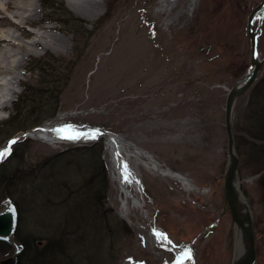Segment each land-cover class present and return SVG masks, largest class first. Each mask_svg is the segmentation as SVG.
<instances>
[{
    "label": "rangeland",
    "instance_id": "rangeland-1",
    "mask_svg": "<svg viewBox=\"0 0 264 264\" xmlns=\"http://www.w3.org/2000/svg\"><path fill=\"white\" fill-rule=\"evenodd\" d=\"M261 1L197 0L196 8L191 10L190 0H102L98 10L81 13L73 9L70 0H34L32 6L38 8L34 24L23 23L21 30L6 26L22 45L29 47V52L21 67L18 64L25 52L18 45L11 48L13 55L3 59L13 70L0 74V91L5 94L0 104L11 99L0 109V145L65 113L69 124L124 135L150 152L164 168L189 177L200 189L194 190L139 163L143 209L149 215L139 208L137 214L129 213V220L121 208L120 189L112 177L104 147L105 168L99 171L107 181L104 207L121 230L115 235L114 257L89 264H178L173 251L154 242L152 226L167 233L177 245H185L199 235L193 245L195 264L234 262L238 226L230 209L218 225L207 232L200 231L214 222L224 208V177L230 164L226 99L228 89L250 69L247 19ZM23 31L42 33L47 47L31 45L32 35ZM258 51L262 58L264 22ZM263 75L264 65L259 77ZM7 79L14 83V96L12 85H4ZM260 81L235 102L234 139L244 135L240 129L249 128L246 106ZM93 143L53 146L21 135L12 144L2 163L7 161L21 173L38 170L42 164L54 167L46 173L49 182L44 190L50 195L39 193L32 208L22 203V219L18 217L17 225L22 232L44 231L46 236L50 230L37 219L41 214H51L53 202L58 203L54 208L55 225L57 219L68 221L69 205H78L81 200H76L80 196L74 197L69 203L64 185L68 180L74 193L91 176L93 166L76 161L70 156L74 153L61 152ZM13 148L15 157L9 158ZM235 151L240 158L238 187L253 214L255 264H264V191L260 184L264 167L249 157L247 146L237 147L235 143ZM52 175L57 178H50ZM58 182L63 184L62 190ZM54 188L58 195L51 194ZM14 192L17 194V190ZM60 227L53 232L57 234ZM84 246L77 248L71 243L68 252L88 264L95 248ZM10 254H14V248L0 256V264ZM191 258L181 264H191Z\"/></svg>",
    "mask_w": 264,
    "mask_h": 264
},
{
    "label": "trees",
    "instance_id": "trees-1",
    "mask_svg": "<svg viewBox=\"0 0 264 264\" xmlns=\"http://www.w3.org/2000/svg\"><path fill=\"white\" fill-rule=\"evenodd\" d=\"M263 76H261V78L259 77L258 81L261 79V83L254 86L246 106L249 128L240 129L244 130V132L241 133L244 135L239 134L235 136L236 146L238 147L239 144L247 146L249 157L256 160L258 163L260 162L258 165L260 168L264 167ZM93 144L94 145L91 146L85 145L80 148L78 147L61 152L63 154L65 153V155L74 153L75 155L70 156L76 161L85 163L86 166H93L94 172L92 171L91 176L88 177L85 183L82 184L77 191H74V193L71 192L74 188L67 183L68 180L66 181L64 185L66 189H63V191L64 193L68 192V194H66L67 197L65 198L69 200V203L75 200L73 199L74 197L78 198L80 196V198L76 200H81V203L78 205L74 202H71L72 205H69L71 207V212H69L70 216L66 218L68 221L57 219L59 222L58 225H55L53 216L56 215V212L54 208H58V203L56 204L53 202V205L50 204L53 207L51 214L48 213L43 216L41 214L37 219L38 222L43 221L42 224L44 226L46 225L45 228L50 230L46 236L44 231H40L38 234L36 230L30 234H28L29 232L24 233L21 231L20 226H17L16 239L21 244V250L17 254L18 264H82L79 258L77 260V258L74 257L75 255H71V252L69 254V245L71 243H74V246L77 248H80L82 245L88 248L91 247V249L95 248V254L87 261L88 264L94 261L101 262L105 259L107 260L114 257V239L116 237L115 235L120 233L121 228L115 227L111 216L104 207V203L106 204L107 181L104 174L101 177L99 173L100 170L101 173L104 172L105 168L103 157L104 144L103 141ZM13 149L10 158L15 157V148ZM6 162L0 164V205L5 201H12L17 208L18 217L22 219V203L32 208L36 197L40 195L39 193H43L45 196L50 195L47 189L44 190L46 181L49 182L46 173L48 169H54V167L42 164L39 166L40 169L38 170H32L29 173H21L19 169L7 165ZM50 178L57 177L56 175H52ZM260 184L264 191V173L261 175ZM59 186L62 190L63 184L59 183ZM14 190H17V194L19 195H17ZM55 191L56 189L54 188L51 194ZM55 194L57 193L55 192ZM63 203L64 201H62V204ZM34 216H37V213H35ZM57 218H59V215H57ZM97 219L100 220V227ZM102 220L104 223L101 222ZM58 227H60V229L57 231V234H55L53 230L56 231L54 228L58 229ZM99 228L102 231H100ZM124 228L127 229L126 224ZM44 241L45 243H43ZM41 242L43 245H39ZM13 248L11 243L0 240V256L11 251ZM105 250L107 252H105Z\"/></svg>",
    "mask_w": 264,
    "mask_h": 264
},
{
    "label": "bare ground",
    "instance_id": "bare-ground-1",
    "mask_svg": "<svg viewBox=\"0 0 264 264\" xmlns=\"http://www.w3.org/2000/svg\"><path fill=\"white\" fill-rule=\"evenodd\" d=\"M33 1L34 0H0V74H3V76L9 72H12L13 70L12 67L3 60V59H7L9 55H13L11 52L12 47L18 45L19 47H21L22 51L25 52L23 53L22 59L18 64L19 66L17 65L18 67L22 66L23 61L29 52V49H27L29 47L22 45L18 41L17 36H15V34H13L9 29H7L6 26L11 25L21 30L23 29V23L31 22L34 24L35 21L37 20L38 8L37 7L34 8L32 6ZM70 1L73 9L81 13H89L98 10L99 6H101L102 4V0H70ZM196 1L197 0H190L191 10L196 8L197 5ZM13 17L17 18V20H14ZM22 33L25 35H32L33 39L30 43L31 45L34 46L42 45L43 47H47L48 45L47 42L41 39L44 37L42 33H37L35 31H28V32L23 31ZM258 41H259V37H258ZM247 75L248 74H246L245 76ZM16 78L18 81H21L20 80L21 78H19V76H16ZM244 79L245 77H243L237 83L238 84L242 83ZM4 83L5 86H7V84H9V86L12 85L10 86V90L12 92V95L14 96L16 92L14 83H12L11 80L8 81V79L7 81L4 80ZM2 85L3 84L0 82V88L2 87ZM1 97L5 98V94L0 91V98ZM9 102H11V99H5L4 102L0 104V109L5 108ZM104 131L106 130L104 129ZM69 135H74L77 138L76 139L65 138L66 136ZM98 135L99 134L96 131H85V132L80 131L75 124L67 123L65 113H60L52 120H46L41 125L32 128L31 130H29L28 134L25 133V136L27 137L46 141L53 146H59L60 144L63 143L72 144V145L79 143H86L89 142L86 141V139L89 138L97 139ZM105 136L106 135H103L102 138L105 140L106 143L105 148L109 157L111 174L113 179L118 183L120 189L121 208L124 212V215L127 216L129 220L131 219V217H128L129 213L137 214V209L139 208H141L144 214H146L143 209L144 192L142 188L141 177L137 168L138 167L137 165L139 163L143 162L149 167L159 171L162 175L173 177L176 180H179L182 183H184V185L193 188L194 190L197 191L200 190L199 187L189 177L179 172L173 171L170 168H164L160 163V161L157 160L150 152L136 146L131 141L126 139L124 135L114 132V137H115L114 140L109 139ZM9 140H7L5 144L0 145V152H3L5 148L12 149L11 147L12 145L10 147L8 145ZM8 156L9 154L5 155L3 159H0V163H2ZM135 159H137L138 163ZM238 178L239 177L237 174V179ZM227 209H229V207ZM218 218L219 216L215 220H217ZM152 227L150 228V234L153 240H155L154 241L155 243L158 244L159 241L160 242L159 244H163V245L165 244L166 246L172 245L171 243L168 242L169 238L164 234L165 232L162 233L158 228L155 227L156 229H153ZM212 228H210L209 230H211ZM247 247H248V241L246 239V236L244 235L242 230L238 228V234L236 238L235 260L240 258L245 253ZM178 255L180 257L182 253L178 251Z\"/></svg>",
    "mask_w": 264,
    "mask_h": 264
},
{
    "label": "water",
    "instance_id": "water-1",
    "mask_svg": "<svg viewBox=\"0 0 264 264\" xmlns=\"http://www.w3.org/2000/svg\"><path fill=\"white\" fill-rule=\"evenodd\" d=\"M258 21V25H256V20ZM264 22V0L259 2L250 12L247 19V30L250 36V44H251V63L250 69L248 71V75L245 76V79L242 83H236L231 88L228 89L226 106H225V127L228 135V153L230 156V164L227 168L225 177H224V194H225V204L222 212L219 215V218L215 220L213 223L205 227L200 231V234L203 232H207L210 228L216 226L222 215L226 212L229 207L231 215L238 228L242 230L246 239L248 241V247L245 253L234 260L232 264H255L257 259V248H256V233L254 227L253 214L249 204L243 199L241 191L238 188V179H237V170L240 163V158L235 152V139L232 128V117H233V109L237 98L246 92L255 81L259 78V74L264 65V56L261 58L258 54V37L261 33V27ZM80 131H96L98 132L97 139L89 138L86 141H100L103 140L106 146L105 140L102 138L103 135L109 139H115L114 132L112 131H104L103 128L100 127H87L82 125H76ZM25 133L28 134L29 131L24 133H19L18 135L10 138L8 145L9 147L21 136ZM103 133V134H101ZM146 215L149 213L144 209ZM139 223V222H138ZM18 224V211L15 204L11 201H7L0 206V240H5L11 243L14 247V254H10L9 256L3 258L1 260V264H18L17 253L21 250V244L16 239V229ZM153 229H156L153 227ZM165 234V233H164ZM167 236V234H165ZM199 235H196L191 242L186 245H176L170 239L169 243L172 245L166 246L165 244H159L161 247L169 249L173 251L177 255L178 262H181V258L183 260L188 257H192L193 255V244L194 241L198 238ZM179 248V249H178ZM178 251L182 253L179 257ZM182 260V261H183ZM191 264H195V259L192 258Z\"/></svg>",
    "mask_w": 264,
    "mask_h": 264
},
{
    "label": "snow or ice",
    "instance_id": "snow-or-ice-1",
    "mask_svg": "<svg viewBox=\"0 0 264 264\" xmlns=\"http://www.w3.org/2000/svg\"><path fill=\"white\" fill-rule=\"evenodd\" d=\"M65 138L67 139H76L77 137L74 136V135H69V136H66ZM11 151V149L9 148H5L3 152H0V159H3L5 155L9 154ZM183 260V257L181 258V262ZM181 262H178V264H181Z\"/></svg>",
    "mask_w": 264,
    "mask_h": 264
}]
</instances>
